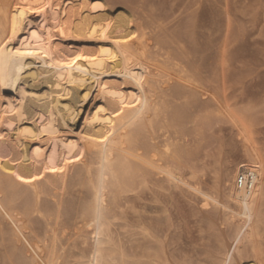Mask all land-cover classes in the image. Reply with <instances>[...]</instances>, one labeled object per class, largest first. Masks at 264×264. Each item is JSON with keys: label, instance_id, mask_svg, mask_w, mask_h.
<instances>
[{"label": "bare ground", "instance_id": "obj_1", "mask_svg": "<svg viewBox=\"0 0 264 264\" xmlns=\"http://www.w3.org/2000/svg\"><path fill=\"white\" fill-rule=\"evenodd\" d=\"M102 8L101 0H0V88L15 87L14 97L0 94V178L3 173L27 187L22 214L45 223L35 235V248L21 257L18 239L26 226L11 232L4 261L64 264L71 256L63 241L75 237L73 250L84 236L90 243L78 250L76 264H174L153 225L141 227L147 242L143 260L127 261L109 222L122 198H138L139 191L166 183L198 196L221 225L233 228L232 237L219 240L222 255L216 264H264L258 242L264 227V154L227 104L225 45L219 46L212 70L202 72L184 49L172 46L173 40H163L157 30H140L126 7L114 16L92 14ZM30 32L35 36L28 39ZM57 37L88 41L94 49L69 56L58 48ZM23 41L30 47L22 50ZM39 82L45 91L36 89ZM88 100L92 108L80 131L57 130L75 128ZM219 122L236 129L239 157L215 162L211 185L203 191L190 163L205 128ZM10 156L17 157L7 160ZM241 167L253 174L249 190L236 185ZM41 169L49 173L50 206L42 205L46 194L35 182ZM12 182L0 181L11 191L0 207L20 197ZM69 191L75 200L67 204Z\"/></svg>", "mask_w": 264, "mask_h": 264}, {"label": "rangeland", "instance_id": "obj_2", "mask_svg": "<svg viewBox=\"0 0 264 264\" xmlns=\"http://www.w3.org/2000/svg\"><path fill=\"white\" fill-rule=\"evenodd\" d=\"M101 3L104 8L92 14L106 12L110 16H114L121 8L126 7V10L131 15L133 14L134 24L140 30L145 27L148 28L147 31L150 29L157 30V32H161V35H165L163 40H173L172 46L184 49V52L188 54V59L198 66L202 72L209 73L212 70L217 60L219 46L224 44L227 54L225 65L227 104L234 116L236 118L240 117L238 119L251 130L264 154V0H101ZM190 22H192V26ZM44 33V30L40 31L43 36ZM26 36L31 39L35 35L30 32ZM43 36L42 39H44ZM55 40L58 43V48L69 56L79 49H94L88 41L84 40L65 41L59 37ZM26 42L23 41L22 47H24L22 50L30 47L31 44ZM10 87L11 85L6 86L5 89L0 88V94L9 98L14 97L15 87L14 85ZM36 89L45 91L46 86L39 82ZM52 89L57 90L55 87ZM65 100V98H62V101ZM92 104L91 100L84 104L75 128L60 126L57 130L80 131L84 118L91 110ZM27 123L30 124V122ZM27 123L24 124L27 125ZM1 130L3 132L7 131L4 127ZM49 132L47 135L52 134V131ZM200 142L199 146L202 144L201 148H198L195 159L190 163V166L194 167V170L196 169L202 190L207 191L212 182L211 177L215 169V162L221 157L224 160L227 158L232 161L236 160L239 157L240 144L236 137V129L228 122L211 123L205 128ZM16 157L10 156L6 159L11 160ZM17 161L16 163H18ZM2 175L0 181L15 182L13 178H5L3 173ZM48 175L47 170L41 169L38 173L39 177L35 178V182L43 188L46 194L45 200L42 201L44 206H50L52 201V192L50 193L46 185V182L49 181ZM186 178H189V176L186 175ZM14 182H12L13 186H16V191L20 193L18 198L20 201L15 199L12 201L13 203L0 207V264H7V262L10 264L9 261H4V256L10 253L11 243L9 239L11 232L18 228L19 230L23 229L26 226L24 230H20L21 238L18 239L17 254L21 257L27 255V252L30 254L31 250L35 248V235L40 233L44 223L36 215L34 216L37 218L32 215L31 218H28V221L22 214L21 201L23 203L24 197L29 194V189L21 184L18 185L17 182H15V185ZM163 184L161 185L162 189L151 187L152 192L139 191L137 193L138 198L128 194L130 200L121 199L119 205L121 208L115 212L114 218L109 221L114 242L126 252L128 255L127 261H141L147 253V242L144 239L141 227L153 225L157 232L160 231V240L165 247L167 256L174 264H216V260L221 258L219 255H222L218 246L219 240L222 236L232 237L233 228L221 225L213 208L210 206L205 207V203L198 196L195 197L194 194L187 192L186 188L177 189L166 183ZM20 189L23 190V193ZM5 190V187L0 186V202H5L7 195L11 194L10 190L7 189L6 192ZM69 194L71 200L67 197V204L75 200L72 191L71 193L69 191ZM162 200L164 201L161 202ZM16 212L18 216H16ZM216 217L218 218L216 219ZM38 220L41 221L40 224L37 222ZM17 221L20 224L22 223V226ZM260 233L258 242L264 252V227L261 228ZM75 239V237H71L70 240L72 241H63L66 245V255L71 256L68 257V260L66 258L65 261L67 262L64 261V264H76L75 261L78 260L76 254L81 250H85V248L87 249V245L90 243L87 237L82 236L81 239L77 240L79 243L77 247L75 246L71 250L70 245ZM82 242H85V244H82ZM30 244L31 246H29ZM66 247H69V249H66Z\"/></svg>", "mask_w": 264, "mask_h": 264}, {"label": "built area", "instance_id": "obj_3", "mask_svg": "<svg viewBox=\"0 0 264 264\" xmlns=\"http://www.w3.org/2000/svg\"><path fill=\"white\" fill-rule=\"evenodd\" d=\"M253 184V174L244 167H241L237 177H236V185L239 189L249 190L251 189Z\"/></svg>", "mask_w": 264, "mask_h": 264}]
</instances>
